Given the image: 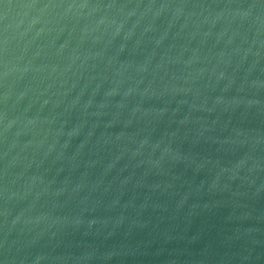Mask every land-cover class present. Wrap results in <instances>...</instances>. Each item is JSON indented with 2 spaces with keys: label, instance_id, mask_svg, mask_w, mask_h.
Listing matches in <instances>:
<instances>
[{
  "label": "water",
  "instance_id": "1",
  "mask_svg": "<svg viewBox=\"0 0 264 264\" xmlns=\"http://www.w3.org/2000/svg\"><path fill=\"white\" fill-rule=\"evenodd\" d=\"M0 264H264V0H0Z\"/></svg>",
  "mask_w": 264,
  "mask_h": 264
}]
</instances>
